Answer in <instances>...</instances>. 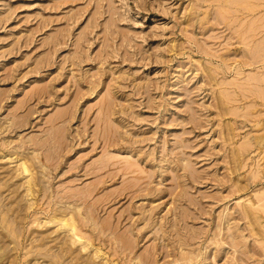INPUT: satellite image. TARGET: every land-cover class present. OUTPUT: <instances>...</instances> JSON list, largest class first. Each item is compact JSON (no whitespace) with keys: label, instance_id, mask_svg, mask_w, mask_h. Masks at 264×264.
Masks as SVG:
<instances>
[{"label":"rangeland","instance_id":"1","mask_svg":"<svg viewBox=\"0 0 264 264\" xmlns=\"http://www.w3.org/2000/svg\"><path fill=\"white\" fill-rule=\"evenodd\" d=\"M0 244L264 264V0H0Z\"/></svg>","mask_w":264,"mask_h":264},{"label":"bare ground","instance_id":"2","mask_svg":"<svg viewBox=\"0 0 264 264\" xmlns=\"http://www.w3.org/2000/svg\"><path fill=\"white\" fill-rule=\"evenodd\" d=\"M232 1V0H231ZM233 2H234V0H233ZM241 2H242V0H241ZM244 2V1H243ZM24 163V162H23ZM23 163H22V165H23ZM23 172L24 173H28V172H30L29 170L30 169H28V167H27V164L25 165L24 164V166H23ZM32 173V172H31ZM30 174V173H29ZM31 180H32V178H30ZM29 183H31L30 182V180L28 181ZM30 185V184H29ZM29 187H32V186H29ZM29 191V190H28ZM31 191V190H30ZM62 210V209H61ZM64 211H66V210H62V212L64 213ZM249 212V211H248ZM66 213V212H65ZM244 213H245V210H244ZM67 215H68V213H66ZM60 216V215H59ZM57 217V216H56ZM4 218V217H3ZM59 218V217H58ZM53 219V218H52ZM54 221H56V220H54ZM74 220H72V219H70L69 217H66V216H64V217H61V218H59V222L61 223V225H63L64 226V228H69V229H67V230H72V231H77V227H76V225H75V223L73 222ZM3 222V221H2ZM8 222V221H7ZM10 222H11V220H10ZM14 222V221H13ZM58 223V222H57ZM7 225V224H6ZM11 225H12V223H11ZM5 226V225H4ZM8 226H10V224L8 225ZM6 227V226H5ZM12 227H14L13 225H12ZM11 227V228H12ZM9 228V227H8ZM15 229V228H14ZM8 231V230H7ZM69 233V232H68ZM11 234V233H10ZM12 234H15V233H13L12 232ZM11 234V235H12ZM18 234V233H17ZM70 234V233H69ZM72 234V233H71ZM77 234H79V233H77ZM10 235V236H11ZM13 236V235H12ZM16 237V236H15ZM71 237H74V236H72L71 235ZM80 237V236H79ZM14 238V237H13ZM76 240V239H75ZM75 240H73V242L75 241ZM71 241H72V239H71ZM77 241V240H76ZM72 242V243H73ZM77 243H80L79 241L77 242ZM65 244V243H64ZM74 244H76V243H74ZM1 245V244H0ZM62 245V244H61ZM3 248H1V246H0V261L2 260V258H3V255L1 254V250H2ZM67 249V248H66ZM40 251V250H39ZM42 251V250H41ZM39 253V252H38ZM37 253V254H38ZM40 254V253H39ZM190 257V256H189ZM192 258V257H191ZM190 258V259H191ZM189 260V259H188ZM54 264H57V263H54Z\"/></svg>","mask_w":264,"mask_h":264}]
</instances>
